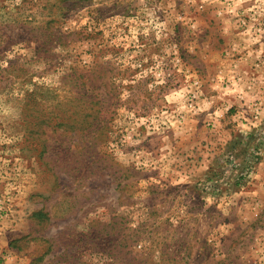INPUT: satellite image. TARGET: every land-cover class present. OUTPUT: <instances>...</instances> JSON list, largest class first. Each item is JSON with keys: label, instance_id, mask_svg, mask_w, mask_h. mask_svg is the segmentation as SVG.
<instances>
[{"label": "rangeland", "instance_id": "obj_1", "mask_svg": "<svg viewBox=\"0 0 264 264\" xmlns=\"http://www.w3.org/2000/svg\"><path fill=\"white\" fill-rule=\"evenodd\" d=\"M0 264H264V0H0Z\"/></svg>", "mask_w": 264, "mask_h": 264}, {"label": "trees", "instance_id": "obj_2", "mask_svg": "<svg viewBox=\"0 0 264 264\" xmlns=\"http://www.w3.org/2000/svg\"><path fill=\"white\" fill-rule=\"evenodd\" d=\"M35 214H36V215H40V213H39V212H36Z\"/></svg>", "mask_w": 264, "mask_h": 264}]
</instances>
